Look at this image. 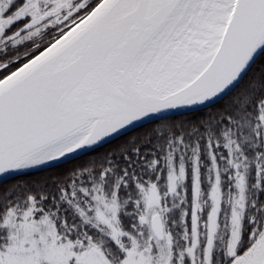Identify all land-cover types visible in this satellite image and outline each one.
<instances>
[{
    "label": "snow or ice",
    "instance_id": "6c2138e0",
    "mask_svg": "<svg viewBox=\"0 0 264 264\" xmlns=\"http://www.w3.org/2000/svg\"><path fill=\"white\" fill-rule=\"evenodd\" d=\"M0 264H264V0H0Z\"/></svg>",
    "mask_w": 264,
    "mask_h": 264
}]
</instances>
